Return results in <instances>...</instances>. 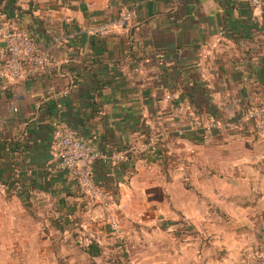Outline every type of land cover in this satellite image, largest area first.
Segmentation results:
<instances>
[{"label": "crops", "instance_id": "crops-1", "mask_svg": "<svg viewBox=\"0 0 264 264\" xmlns=\"http://www.w3.org/2000/svg\"><path fill=\"white\" fill-rule=\"evenodd\" d=\"M3 23L49 63L0 80V264H140L168 222L221 241V221L257 219L264 139L245 115L264 106V0H0ZM59 124L99 152L118 234L59 168Z\"/></svg>", "mask_w": 264, "mask_h": 264}, {"label": "built area", "instance_id": "built-area-1", "mask_svg": "<svg viewBox=\"0 0 264 264\" xmlns=\"http://www.w3.org/2000/svg\"><path fill=\"white\" fill-rule=\"evenodd\" d=\"M106 29L104 26L100 32L104 33ZM0 55L6 60L5 64L0 67V80L18 78L27 64L45 66L49 63L47 56L39 53L36 42L31 36L5 23L0 24ZM245 116L252 122L255 132L264 139V106L253 107ZM194 126L210 130L216 124L214 122L201 123L196 118ZM155 144L156 138L151 137L142 142L140 148L152 151ZM53 146L59 168L76 179L82 191L103 208L110 231L118 234L119 220L114 214L115 198L93 181V165L100 156L95 146L88 140L77 136L64 124H59L54 128ZM129 152L130 148L117 153L114 160L125 159Z\"/></svg>", "mask_w": 264, "mask_h": 264}, {"label": "rangeland", "instance_id": "rangeland-1", "mask_svg": "<svg viewBox=\"0 0 264 264\" xmlns=\"http://www.w3.org/2000/svg\"><path fill=\"white\" fill-rule=\"evenodd\" d=\"M259 216L251 221H221L225 236L221 241L213 232H197L192 236L190 223L180 219L178 226L166 224L173 235L159 234L152 240L142 239L140 248L145 253L140 264H264V237L256 242L254 230H264V199L259 198ZM179 234V236L177 235ZM177 235V236H176ZM71 258L80 264L91 259L76 254ZM136 264V263H134Z\"/></svg>", "mask_w": 264, "mask_h": 264}, {"label": "trees", "instance_id": "trees-1", "mask_svg": "<svg viewBox=\"0 0 264 264\" xmlns=\"http://www.w3.org/2000/svg\"><path fill=\"white\" fill-rule=\"evenodd\" d=\"M87 253L92 256L98 255L99 254L98 245L94 242H90L87 246Z\"/></svg>", "mask_w": 264, "mask_h": 264}]
</instances>
